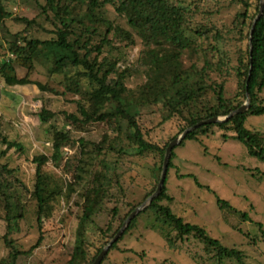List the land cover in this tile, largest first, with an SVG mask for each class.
<instances>
[{
	"label": "trees",
	"instance_id": "trees-1",
	"mask_svg": "<svg viewBox=\"0 0 264 264\" xmlns=\"http://www.w3.org/2000/svg\"><path fill=\"white\" fill-rule=\"evenodd\" d=\"M10 1L0 0V26L11 20L22 29L11 33L7 41L6 51L14 58L6 61L7 53L0 59V79L8 87L35 85L43 93L71 96L65 101L73 103L75 111H53L41 106L37 112L41 123H50L61 115L70 127H52L51 154L31 158V189L17 177V168L0 162V220L5 223V251L0 264H17L20 256L40 245L47 200L54 197L48 192L42 167L47 162L57 166L64 150L73 145L79 149L80 157L70 186L79 196L81 213L72 251L63 264H92L128 215L155 192L169 142L200 121L228 115L244 103L246 93V112L222 123L200 125L184 137L180 146L187 140L200 142L217 128L232 131L249 156L264 161V133L246 126L247 116L264 118V12L250 34L260 0H44L39 13L31 19L13 16ZM39 16L44 17L49 29L38 23ZM34 26L50 37H30L29 30ZM114 40L125 48L140 44L136 67L145 72L146 80L134 91L126 87L131 68L119 67L122 58ZM39 60L47 69L44 83L32 79ZM160 104L162 114L156 126L172 120L176 130L164 143L153 137L139 111ZM90 124L105 126L91 152L87 140L73 139L69 132ZM0 138L4 145L0 159L10 150L23 151L21 143L3 135ZM174 158L175 148L161 192L129 222L100 264L109 262L112 254H136L132 249H122L120 243L145 214L153 218L150 227H157L169 249L175 251L180 242L193 237L216 264L225 260L247 264L240 249L223 244L204 227L186 222L172 211L169 204L173 197L166 182L175 167ZM146 163L150 165L149 178L139 174ZM194 182L210 190L195 177ZM20 190L36 202L35 219L40 232L27 251L21 250L17 239L11 237L20 231L28 214ZM217 203L224 205L219 199ZM259 228L264 237L260 224Z\"/></svg>",
	"mask_w": 264,
	"mask_h": 264
},
{
	"label": "rangeland",
	"instance_id": "rangeland-1",
	"mask_svg": "<svg viewBox=\"0 0 264 264\" xmlns=\"http://www.w3.org/2000/svg\"><path fill=\"white\" fill-rule=\"evenodd\" d=\"M43 2L12 0L8 7L13 16L31 19L39 13ZM210 6L213 10L212 3ZM44 22V17L39 16L38 23L49 29ZM21 29L22 26L13 24L11 20L0 26V59L8 53L7 41L11 39V33ZM29 35L39 39L50 37L36 26L29 30ZM114 45L122 58L119 67L131 68L126 87L134 91L146 80L145 72L136 67L140 44L125 48L124 44L114 40ZM18 73L22 75L24 71L18 70ZM32 79L42 83L47 81V69L42 60L36 62ZM70 98L40 92L35 85L8 87L0 79V136L23 145L22 152L10 150L0 162L17 168V177L28 189L32 188L34 179L31 158L37 154H51L52 127L60 130L70 127L61 115L50 123H41L37 112L41 106L53 111L74 112L75 105L65 101ZM139 111L157 141L164 143L175 133L172 120L156 126L162 114L161 104ZM246 126L264 133V118L247 116ZM104 130L102 124H90L80 131L70 129L69 132L73 139L83 137L87 140L86 145L91 152L92 144L100 139ZM3 149L0 138V152ZM64 151L65 156L57 166L47 162L42 167L48 192L54 194L52 199L47 200L42 241L33 252L20 256L17 264H63L72 251L81 210L77 204L80 203L79 196L72 191L70 183L80 154L76 145ZM173 163L175 167L169 171L166 182L173 197L169 204L172 211L186 222L204 227L211 237L223 244L240 249L247 264H264V237L259 228L260 224L264 231V177L259 174L264 175V161L249 156L246 146L234 138L232 131L223 132L214 128L200 142L187 140L183 146L177 145ZM139 174L149 178L150 165L146 163ZM194 177L210 190L197 187ZM9 179L14 181L12 177ZM20 191L22 200L27 203L28 214L20 224V231L13 232L11 237L17 239L21 250L27 251L36 243L40 232L35 219L36 202L28 193ZM217 199L224 205L218 204ZM152 219L147 214L141 216L136 229L120 243L122 249H132L136 254H112L105 264H216L215 260L208 259L211 255L206 254L202 244L193 237L180 242L177 250L169 249L157 227H150ZM4 233L5 223L0 220V258L5 251ZM138 253L144 255L139 256ZM222 264L238 263L225 260Z\"/></svg>",
	"mask_w": 264,
	"mask_h": 264
},
{
	"label": "water",
	"instance_id": "water-1",
	"mask_svg": "<svg viewBox=\"0 0 264 264\" xmlns=\"http://www.w3.org/2000/svg\"><path fill=\"white\" fill-rule=\"evenodd\" d=\"M263 12H264V0H260L259 11H258V14H257L256 18L253 21V24H252V27H251V30H250V34H252V32L254 30L255 23H256L257 19L263 14ZM248 107H249V95H248V93H246V99H245L244 103L239 108H237L234 111L230 112L226 116H219V117L210 118V119H207V120H204V121H200V122L196 123L195 125H193L192 127L186 128L182 133L177 135L172 141L169 142V144L166 147L164 160H163L162 171H161L160 179H159V182H158V185H157V188H156L155 192L153 194H151L143 203H141L139 206H137L128 215V217L124 221L122 227L119 229V231L116 233V235L103 247V249L101 250L100 254L96 257V259L94 260V262L92 264H100L101 263L102 259L106 255V253L109 250V248L112 246L113 243H115L120 238V236L124 232L125 228L128 226L129 222L134 217H136L141 211H143L149 205L151 200L153 198H155L161 192L163 183L165 181L167 165H168V161H169L171 152L177 145H179L182 142L184 137L189 132H191L192 130H194L195 128L199 127L202 124H206V123H222V122L226 121L228 118L232 117L235 114H240V113L246 112L248 110ZM65 153L66 152L64 151L63 154H62V158L65 156Z\"/></svg>",
	"mask_w": 264,
	"mask_h": 264
},
{
	"label": "built area",
	"instance_id": "built-area-1",
	"mask_svg": "<svg viewBox=\"0 0 264 264\" xmlns=\"http://www.w3.org/2000/svg\"><path fill=\"white\" fill-rule=\"evenodd\" d=\"M14 58V54L13 53H8L5 57L6 61H8L9 59Z\"/></svg>",
	"mask_w": 264,
	"mask_h": 264
}]
</instances>
